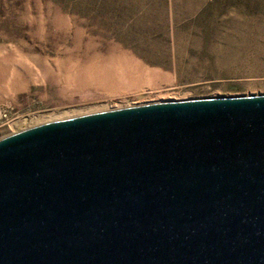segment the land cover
I'll list each match as a JSON object with an SVG mask.
<instances>
[{
	"label": "water",
	"instance_id": "water-1",
	"mask_svg": "<svg viewBox=\"0 0 264 264\" xmlns=\"http://www.w3.org/2000/svg\"><path fill=\"white\" fill-rule=\"evenodd\" d=\"M0 264H264V95L1 140Z\"/></svg>",
	"mask_w": 264,
	"mask_h": 264
},
{
	"label": "rangeland",
	"instance_id": "rangeland-1",
	"mask_svg": "<svg viewBox=\"0 0 264 264\" xmlns=\"http://www.w3.org/2000/svg\"><path fill=\"white\" fill-rule=\"evenodd\" d=\"M262 95L264 0H0V141L64 110Z\"/></svg>",
	"mask_w": 264,
	"mask_h": 264
},
{
	"label": "bare ground",
	"instance_id": "bare-ground-1",
	"mask_svg": "<svg viewBox=\"0 0 264 264\" xmlns=\"http://www.w3.org/2000/svg\"><path fill=\"white\" fill-rule=\"evenodd\" d=\"M100 104V103H99ZM89 106V105H88ZM99 106H101V105H99ZM99 106H93V107H82V108H80V109H78L79 111H77L76 109H71V110H64V111H60V112H58V113H56V115H54V116H56V118L59 120V121H62V120H68V119H72V118H70V116H72V115H74V114H78V112H83V110L84 109H87V110H92V111H95V110H98V107ZM80 114V113H79ZM51 115V114H50ZM52 116V115H51ZM53 116V117H54ZM53 122H56V121H53ZM49 123H52V122H49ZM45 124H47V123H45ZM41 125V124H40ZM42 125H44V124H42Z\"/></svg>",
	"mask_w": 264,
	"mask_h": 264
}]
</instances>
